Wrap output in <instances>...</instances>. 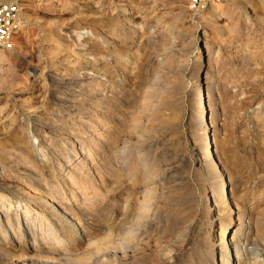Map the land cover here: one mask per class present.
Here are the masks:
<instances>
[{"label":"rangeland","instance_id":"374dc122","mask_svg":"<svg viewBox=\"0 0 264 264\" xmlns=\"http://www.w3.org/2000/svg\"><path fill=\"white\" fill-rule=\"evenodd\" d=\"M19 2L0 67V197L74 249L23 264H264V0ZM232 182L244 200L223 209ZM5 210L0 238L16 230L30 254L38 219L7 225Z\"/></svg>","mask_w":264,"mask_h":264},{"label":"bare ground","instance_id":"6f19581e","mask_svg":"<svg viewBox=\"0 0 264 264\" xmlns=\"http://www.w3.org/2000/svg\"><path fill=\"white\" fill-rule=\"evenodd\" d=\"M199 58H198V60H199ZM4 63H5L4 53H0V66H1V64L3 65ZM196 79L198 81L196 86L199 88L200 84H199V80H198V74L196 75ZM121 95L125 98L129 97V95L125 94V93H123ZM108 97H110V96H108ZM196 98H197V108H198V110L201 114V117H202L201 122H203V115L205 114V117H208L207 110H206L207 102L205 101V97L202 96L200 90H198V94H197ZM105 100L107 103L110 101L109 98H107ZM126 101L127 100H123V102H126ZM107 106H108V104L107 105L105 104L104 110H106V111L109 109V106L108 107ZM104 115H105V113H104ZM203 126H204V129L202 130L201 135L205 136L204 138H206L207 134H205V132L207 131L208 127L206 126V124L204 122H203ZM102 133H103L102 134L103 139H105V140L111 139V138H109L111 135L110 130H104ZM108 150H109V148L107 149V151ZM202 154H203L202 155L203 157L200 160L201 162L204 161V159L207 161L211 160L214 162V157H213L214 154L212 153V150L207 148L205 151H203ZM236 183L232 182V187L228 192H227V190L225 192V190L222 189L221 191L216 192V194L214 196H212L213 201L212 202L210 201V202L212 203V206L214 208L216 207V203L223 200V197H224L223 193L224 192H225V195L228 197L227 198L228 201L226 199H224L223 209L227 206L235 207L236 205L234 204V201L237 202L241 198H242V201L244 200V196L242 197L240 193H238L240 195L237 198H235L236 200H233V197L231 196V193L233 195V193L236 192V190H237V184ZM214 186L216 188L218 186V183L215 182ZM86 199H88V198H86ZM206 200H208V199L206 198ZM209 200H211V199H209ZM88 203L90 204V201H88ZM6 206H7V208H6ZM4 208L6 209L5 214L1 215V216H3V219L7 223V225H10L12 220H14V218L8 219V216H6V214L11 212V214L13 215L12 217H15V218H19L20 216L25 218L24 220H27L26 217H29L31 219L37 218L38 221L37 220L31 221L30 225L33 224V227L36 226L35 227L36 229H38L39 231H41V230H43V231H41V233H40L41 235H39L37 237L31 236L32 237V243L27 246L28 247L27 250L29 251L30 254L25 253L26 249L23 252L18 250L17 245H16L17 240H21L22 236H19L20 234L16 230L11 231L9 240L6 238H0V264L32 263V256L34 254H39L40 256L45 257V258H48V257L55 258V260H57V262H64L70 256H72V254L74 253V249L72 246H69V245L67 246V244L70 242L69 236H63V235L58 236V234H55L54 230L52 229V227L50 225L45 224L43 222L40 223L41 219L38 218L36 216V214H31L30 210H26L24 205L18 204V203H12L9 199H5V198L0 197V209H4ZM16 229L19 230V226H16ZM259 229L264 230V227L259 228ZM231 233H233V231ZM230 236H232V234H230ZM2 237H4V236H2ZM217 239L221 244V248H222V246H224V248H227V249H230L233 247L232 246L233 243L231 244V238H227V234L225 231L224 232L220 231L219 234L217 232ZM12 241L16 244H14ZM7 244L10 245L9 248H7L5 246ZM218 263L224 264V261L222 260L221 257L218 258ZM225 264H230V263L227 262Z\"/></svg>","mask_w":264,"mask_h":264},{"label":"built area","instance_id":"2783aa9c","mask_svg":"<svg viewBox=\"0 0 264 264\" xmlns=\"http://www.w3.org/2000/svg\"><path fill=\"white\" fill-rule=\"evenodd\" d=\"M191 1L195 4L199 0ZM21 12L22 7L19 0H0V53L13 50L22 25Z\"/></svg>","mask_w":264,"mask_h":264}]
</instances>
